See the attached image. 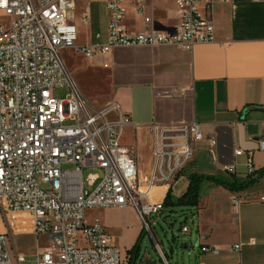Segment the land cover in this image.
I'll return each instance as SVG.
<instances>
[{"label": "built area", "instance_id": "obj_1", "mask_svg": "<svg viewBox=\"0 0 264 264\" xmlns=\"http://www.w3.org/2000/svg\"><path fill=\"white\" fill-rule=\"evenodd\" d=\"M107 1V42L78 46L77 0H0V218L5 227L0 264L26 261V255L13 250V237L22 232L47 238L35 264H122V250L111 242L107 226L100 218L89 222L87 211L126 205L137 211L145 235L164 250L154 225L166 207L154 201L153 190L171 185L194 158L195 143L205 137L201 123H152L154 165L140 179L134 151L122 144L130 115L117 101L92 105L63 53L75 49L88 58L119 46L164 44L192 49L212 42L215 28L198 7L202 0H177L179 24L173 31L130 33L123 25L124 0ZM83 21H88L86 12ZM65 86L71 92L59 98L56 89ZM258 145L264 151V134ZM249 167L253 173L251 159ZM86 168L102 172L85 177ZM190 221L182 223L184 234L191 231ZM202 250L219 253L211 246Z\"/></svg>", "mask_w": 264, "mask_h": 264}, {"label": "crops", "instance_id": "obj_2", "mask_svg": "<svg viewBox=\"0 0 264 264\" xmlns=\"http://www.w3.org/2000/svg\"><path fill=\"white\" fill-rule=\"evenodd\" d=\"M123 4V25L130 33L151 28L173 31L179 24L177 0H124ZM198 7L214 24V40L192 49L167 44L119 46L108 54L88 58L75 49L67 50H74L85 61L98 59L94 68L107 93L99 106L117 101L130 115L131 124L123 130L122 144L129 146L126 128L130 127L131 136L136 138L133 142L137 145L140 179L149 176L154 165L152 123H201L205 137L195 143L194 158L171 185L157 186L154 201H164L169 191L173 199L180 197L188 188L191 173L233 182L255 175V181L240 190L203 180L198 207L177 211L184 220L193 221L191 231L182 234L190 238L186 246L195 264H264V151L258 145L264 134V0H202ZM84 12L87 22L83 21ZM146 17L150 23L145 22ZM74 22L78 28L76 45L106 43L108 1L81 0ZM79 89L93 101L82 84ZM234 198L239 203L233 202ZM95 209L115 245L117 236L112 228L119 223L131 224L124 225L120 237L121 245L128 249L141 232L137 211L130 205ZM165 212L168 210L162 216ZM4 230L0 218V231ZM237 243H243L240 251L235 249ZM202 246L215 247L219 253L203 251Z\"/></svg>", "mask_w": 264, "mask_h": 264}, {"label": "rangeland", "instance_id": "obj_3", "mask_svg": "<svg viewBox=\"0 0 264 264\" xmlns=\"http://www.w3.org/2000/svg\"><path fill=\"white\" fill-rule=\"evenodd\" d=\"M80 1L81 0H77L76 3L77 9L79 8ZM100 5H101V12L103 14V12L105 11L104 9L105 3L102 2ZM85 36L86 34L83 35V37ZM64 57L69 67V70L72 73L76 82L77 79L74 72H76V74L78 75L80 83L78 81L77 84L79 88H80V84H82L86 89V91L90 92L91 96L94 98L93 101H91V99L89 100L90 103H92L96 107H101L99 106L100 102H104L107 99V93L104 91L102 80L99 79V76L96 73V69L94 68L97 67L96 64L98 59L95 60L96 58H94L85 61L86 58H84L82 55L78 54L74 50H67L65 52ZM70 92L71 90L67 86L59 87L56 89V95L59 98H66ZM112 115L114 116L115 113H112ZM66 123L72 124L73 121L67 120ZM126 129L129 134L127 141V143L129 144L128 147H130L137 156L138 154L137 145L133 142V140L136 138L131 136L130 127H127ZM130 138H131V142H129ZM64 168L65 169L71 168V166L66 165L64 166ZM94 172L101 173L102 171L98 168H86L84 169V176L87 177V175ZM99 214L100 213L98 212V210L89 209L87 211V220L91 222L94 221L96 218L101 219ZM180 214L181 211H173V212L168 211L165 212L163 216H160L158 218L157 223L154 225V232L156 234L157 239L161 242L163 249L167 253L164 252V250H159L158 248H156V246L153 243L152 237L149 234H146L142 241L141 249H142V253L144 254V257L141 264H147L148 260H153L156 262L157 254H160L162 256L166 264H195V258L194 255L192 254V251L190 250L189 247L186 246V243L190 241V238L186 237V235L182 234L181 232V226L182 223H184V219ZM189 224L192 226L191 221L189 222ZM124 225L122 226L119 223L115 225L116 227L112 228V231L117 236L116 238L117 246L119 247L121 246L120 248L122 250V264H127L128 262L127 250L133 247V245L137 242L141 232L136 238L135 242L130 247H128V249H126L125 246L121 245V240H120V237L123 234ZM130 225H131L130 223L126 224V226H130ZM140 225L142 231L141 220H140ZM47 244L48 243L46 237L44 236L36 237L35 235L30 233H22L13 237V250L15 251V253L26 255V261L23 262L22 264H35V255L37 250L41 246L44 247ZM182 244H184L186 247L182 246ZM172 248L173 251L171 252Z\"/></svg>", "mask_w": 264, "mask_h": 264}, {"label": "trees", "instance_id": "obj_4", "mask_svg": "<svg viewBox=\"0 0 264 264\" xmlns=\"http://www.w3.org/2000/svg\"><path fill=\"white\" fill-rule=\"evenodd\" d=\"M190 182L188 185V188L185 193H183L180 197L177 199H173L171 196V192L169 191L164 199V204L166 207V210L168 211H177L178 209L183 210H192L193 208L198 207L199 205V189L200 184L203 180H213L219 184H222L226 186L227 188L231 190H240L247 186H249L251 183L255 181V175L243 182H233L228 181L222 178H219L214 175H203L198 173H191L190 176ZM145 237V231L142 228L141 234L139 236V239L137 242L127 250L128 255V262L127 264H141L143 261L144 254L142 253V241ZM168 256V254H167ZM169 260V257H168ZM147 264H166L164 259L160 254H157V261L148 260Z\"/></svg>", "mask_w": 264, "mask_h": 264}, {"label": "bare ground", "instance_id": "obj_5", "mask_svg": "<svg viewBox=\"0 0 264 264\" xmlns=\"http://www.w3.org/2000/svg\"><path fill=\"white\" fill-rule=\"evenodd\" d=\"M158 187H159V186H158ZM158 187H155L154 190H153V198H154V193H155V191H156V189H157Z\"/></svg>", "mask_w": 264, "mask_h": 264}]
</instances>
